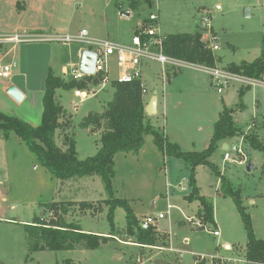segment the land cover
<instances>
[{"label":"rangeland","instance_id":"obj_1","mask_svg":"<svg viewBox=\"0 0 264 264\" xmlns=\"http://www.w3.org/2000/svg\"><path fill=\"white\" fill-rule=\"evenodd\" d=\"M19 1L23 5L24 1ZM9 2L10 6L6 0H0V12H3L0 19L2 29H5L6 19H3V15L7 10H10L11 25L28 21L27 14L20 8L21 5L18 8L16 2ZM46 3L48 7L58 6L59 10L64 9V21L59 23L62 27L60 30L77 32L86 28L92 36L125 44L131 42L134 30L144 22L158 29L161 34L168 35L201 30L199 26L205 22V15H208L213 29L220 36L219 48L215 55L222 54L225 60L235 63L252 60L255 58L253 54L259 55L264 37V0H57V4L56 0H48ZM129 11L130 15H127ZM151 13H157L158 20L151 21ZM34 18L40 25L48 19L45 16L40 18L39 15ZM29 19L34 21L31 16ZM60 20L61 16L55 18L56 22ZM51 43L58 50H55L54 72H60L61 65L69 66L71 62L78 61L75 44ZM12 59L10 54L2 64ZM69 70L66 79L75 72L73 66H69ZM144 70L148 76L159 75L153 83L148 80L151 86L155 83L159 98V113L149 115L154 119L153 124L165 129V134L169 135L170 139L178 137L185 150L199 151L207 147L211 135L208 136L207 144L202 143V138L207 131H212L214 104L224 108L223 96L229 95V108H238V89L242 85L240 82L231 81L224 92L219 93L214 85L205 84V79L210 78V75L199 68L182 67L175 74L169 69L164 74L159 62L148 61ZM115 76L114 66L110 78ZM170 78H175V81L169 83ZM253 87L255 86L247 90L245 98L248 120H242L238 110L234 118L245 132L253 131L250 130L252 121H258L261 124L259 133L262 139L264 95L259 97L263 105L257 106L256 98L252 94ZM89 88L98 90L100 85L90 84ZM154 90L144 96L146 101L150 100ZM114 91L112 83L108 82L96 95L82 102L74 97L73 90L63 91L66 94L62 97V102L73 113V116H70L73 117L72 120H69V116H64L63 121L70 122V131L76 140L80 159L95 155L100 146V135L95 134L91 128H81L80 123L89 112H102L107 102L113 98ZM33 98L37 106L39 98ZM163 102L166 103L165 108ZM35 104L25 103L21 108L14 107L12 110L14 113H24L30 109L32 113L28 114L34 120ZM56 140L59 146L66 149L63 132L59 129ZM223 141L230 146L242 147L245 156L243 162L240 163L236 155L234 161L224 160L226 149L223 147ZM210 160L219 167L231 186L239 190L247 212L252 217L256 236L264 239V151L254 148L248 140L241 138V134H237L220 141ZM249 164H252L251 169L248 168ZM114 168L115 174L111 179L112 193L99 175L62 181L54 178L38 163L34 154L16 134L12 133L6 138L1 133L0 264H70L67 260L76 264H194L191 251L199 253L197 258L200 254H207L205 264H210L209 254L224 256L243 252L245 249L247 238L239 211L233 199L224 195L220 185H216L220 177L215 175L209 166L201 168L200 177L208 194L215 196L214 211L221 236L198 228L187 219L188 216L195 215L196 209L194 203L184 199L191 190L190 166L182 159L164 155L154 142L153 134L145 135L144 144L138 153H116ZM183 186H186V189ZM112 197L127 200L134 214L140 219L146 215L165 213L168 204L173 205L171 215L156 222L155 228L161 234L156 245L149 247L137 243L135 238L127 233V212L122 206H117L114 211L118 229L116 237L110 235L111 227L107 217L109 206L105 200ZM61 201H65L62 204L72 201L69 212L64 215L68 222L79 223L87 231H99L112 238L98 249H32L34 241L26 230V224L32 223L35 217L47 223L51 219H57L61 215L60 206L58 211H55L48 204H59ZM81 203L86 204L82 206ZM215 224H208V229H216ZM169 231L173 232L172 245L188 251L181 255L179 251L157 248L171 245L170 241L166 240ZM184 236L190 238V245L184 246ZM226 241L231 244L233 251L225 248Z\"/></svg>","mask_w":264,"mask_h":264},{"label":"trees","instance_id":"obj_2","mask_svg":"<svg viewBox=\"0 0 264 264\" xmlns=\"http://www.w3.org/2000/svg\"><path fill=\"white\" fill-rule=\"evenodd\" d=\"M146 21V20H145ZM142 27H137L134 33H139ZM202 30L194 32H182L168 34L164 41V52L172 57L180 58L194 63L215 66L217 57L208 49L203 40ZM227 70L250 78L261 79L264 77V37L262 39L261 54L252 61L243 60L227 66ZM100 79L93 75L81 79H66L50 70L46 78V90L43 96L42 122L33 126L18 116L0 112V135L9 138L16 134L34 154L38 163L43 165L54 178L66 181L74 178L101 176L106 187L112 193L111 179L115 174V155L118 152H136L142 148L145 135L153 134L154 142L158 149L166 156L182 159L190 166L191 190L185 196L189 202L198 200L201 208L198 215L205 223L215 224L214 203L206 196L201 195L196 181V169L199 165L209 166L213 173L221 179V190L224 195L230 196L239 211L242 219L247 242L244 255L248 260L264 264V239L258 238L255 233L253 220L247 212L239 190H235L219 167L210 160L220 141L236 136L244 135V139L251 146L264 151V142L257 134L243 131L235 122L233 113L235 109L224 106L218 120L214 124L213 134L209 145L199 151L185 150L178 143L168 139L162 128L156 127L151 117L146 113V102L142 93L140 81L132 83L113 82L115 88L113 98L108 101L103 112H90L80 123L81 128L100 132V146L93 156L80 159L77 154L76 140L71 132L70 122L61 121L65 114V108L57 100V89L74 90L89 88L90 84L98 85ZM250 86L239 89L238 109L245 110L243 96ZM65 116V115H64ZM63 132V141L66 149L58 145L56 140L57 130ZM109 206L108 220L111 227L110 234H117V226L114 220V211L117 206H122L127 212V233L134 237L137 243L142 245H156L160 234L154 226L143 229L139 218L134 214L127 200L109 198L105 200ZM56 202L48 204L51 209L61 215L57 219H51L49 223L38 217L32 223L26 224V230L34 241L32 249L49 250H73L77 247L85 249H98L106 243L111 236L83 230L76 222H68L64 215L69 212L72 201L66 204ZM86 203H81V205ZM82 205V206H83ZM63 213V215H62ZM243 251V252H244ZM69 261L70 264H72Z\"/></svg>","mask_w":264,"mask_h":264},{"label":"built area","instance_id":"obj_3","mask_svg":"<svg viewBox=\"0 0 264 264\" xmlns=\"http://www.w3.org/2000/svg\"><path fill=\"white\" fill-rule=\"evenodd\" d=\"M204 23L201 26L203 32L202 40L205 46L212 50L214 53L219 48V33L213 29L210 23V17L205 15ZM159 16L157 13H151L150 20L156 21ZM167 35H163L153 26L146 25L141 28L139 33H134L131 42L128 44L113 41L108 38H100L92 36L89 31L85 28L79 30L76 33H28L23 32L14 35H0V43H23V42H59L62 44H81L82 49L87 48L96 52V65L95 72L92 74L100 79V88H103L108 82H119V83H132L134 81H140L142 87L143 96L149 94V90L144 82V66L148 61H157L162 65V71L165 74L167 70L177 71L182 67H195L207 72L210 77L212 84L216 87L219 93H223L224 89L228 87L231 81H237L242 84V86H257L262 84L259 79L246 77L233 73L229 70L223 69L215 66H208L205 64H199L183 60L180 58L172 57L164 52V41ZM17 62H12L9 64H4L0 66V77L8 78L11 75L13 67ZM116 67V76L110 78V73L113 67ZM85 76L77 68L74 72V77L81 79ZM92 90L90 88L78 89L77 97L80 101L86 100L90 96H94L100 90ZM244 139V135H241ZM226 152L224 154V160L234 161L236 156L239 158L238 161L243 162L244 151L240 145L230 146L227 144L225 148ZM236 155V156H235ZM186 189V186H183ZM173 205L168 204L167 211L160 212L158 215H146L139 220L140 226L143 229H149L152 226H156V222L160 219L170 216L172 213ZM187 219L198 228H203L215 236H221V231L219 229L209 230L207 225L202 218L199 216H188ZM168 238L172 244V231H169ZM183 243L189 245L190 239L185 237ZM152 246V245H146ZM159 249H165V247L157 246ZM173 250L172 246L170 248ZM233 251V248H232ZM244 251V250H243ZM194 257V264H205V258L207 254H200V257L196 256L199 253L191 252ZM244 252H237L230 255H212L210 264H258L248 260L244 255Z\"/></svg>","mask_w":264,"mask_h":264},{"label":"crops","instance_id":"obj_4","mask_svg":"<svg viewBox=\"0 0 264 264\" xmlns=\"http://www.w3.org/2000/svg\"><path fill=\"white\" fill-rule=\"evenodd\" d=\"M2 1H4V0H2ZM23 1L24 2H23V5H22V4H20L21 1L13 0V2H16V5H17L18 8L21 5L20 8H22L23 13L27 14L28 21L26 23H24V24H23V22H20V23H18V25H15V26L11 25V23L9 22V12H10V10L9 11L7 10L5 15H3V19H6L5 20V24H4L5 29L1 28V26L3 24H1V22H0V35H14V34H20V33H23V32H28V33H56V32H59V31L65 32V33H76V32H69V31L60 30L62 27L59 26V23H63V21H64V18L62 17L64 15V9L59 10L58 6H56L55 8H53L52 6L48 7V5L46 3L48 0H27V1L23 0ZM6 3L7 4L9 3V6L11 4L9 2V0H6ZM56 4H57V0H56ZM64 5H65L64 8L66 9V3H64ZM1 10H2V8H1ZM34 10H36L35 13H34ZM2 13L3 12H0V19L2 18ZM36 15H39L40 18L43 17V16L47 17L48 18L47 22L46 23H42V25H40L37 22V20L34 18ZM129 15H130V11H129ZM30 16L32 17V19L34 21H29V20H31V19H29ZM60 16H61L62 20H60L59 22H56L55 18L56 17L60 18ZM142 25H143V23L141 25H139L138 27H142ZM201 26H202V24L199 27H201ZM73 44H75L77 46L75 50H76V54L78 56V61L76 63L75 62H71V65H69V66H71V67L73 66L74 69L76 70L77 68L79 69V62H80L79 59L81 57L82 46H81V44H78V43H73ZM73 44H71V45H73ZM6 46H7V50H5ZM261 49H262V47H261ZM261 49H260V54H261ZM55 50L58 51L55 48V46L53 45V43H51V42L33 41V42H23V43H0V66L4 65V64H2V61L10 54H12L13 59H12V61L6 62L5 64H9V63H12L14 61L17 62L16 65L12 69L10 77H8V78H1L0 77V112H3V113L8 114V115L18 116L21 119L29 122L33 126H37V125H39L42 122L43 96H44V93H45V90H46V78H47V75H48L50 70L54 71V69H53V61H54V58H55V52H56ZM260 54L259 55L258 54H253V57L257 58L258 56H260ZM255 55H258V56H255ZM216 56H217L216 65L218 67H220V68H223V69L227 70V66L228 65L235 63V62H230L228 60H225V58H224V56L222 54H218ZM255 58H253L252 60H254ZM17 59H18V61H17ZM252 60H246V61H252ZM147 63L148 62L145 63V66H146ZM69 66L67 64L61 65L60 72H55V73L65 77L70 72ZM172 72L174 74L178 73L177 71L174 72V70ZM72 74H73V76L71 75V77L69 79L74 77V72ZM168 76H170V75H168ZM156 78H159L158 74L155 77H152L151 75L148 76V75H146V71L144 70V82H145V85L148 88L149 92L153 91L155 89L156 85L154 83L151 86L149 84L150 81L148 82V80H151L152 83H153ZM163 80H164V78H163ZM205 80H206L205 84H207V85H211L212 84L211 77L207 78ZM174 81H175V78H170L169 79V83L170 82H174ZM259 81H261L262 84L255 86L256 89H255V87L252 88V94L256 98L257 106L259 104L263 105L262 100H261V103H260L259 97H262L264 95V91H263L264 90V77L259 79ZM194 82H199V81L194 80ZM12 85L15 86L22 93L23 98L21 99V101H16L7 92L8 88L10 86H12ZM241 87H244V86L240 85L239 89ZM251 87L252 86H250L248 91L251 90ZM239 89H238V95H239ZM258 89H261L262 91H259ZM62 90L65 91L64 89H57L56 98L63 105V107L65 108V114L64 115L65 116H69V120H72L73 117L70 118V116H73V113L70 110H68V108L62 102L63 101L62 97L64 96V94H66ZM77 91H78V89H74L73 90L74 97H76V98H78L76 96L77 95V93H76ZM246 93L243 96V102H244V105L246 107L245 110H240V109L237 108L238 112H240L241 115H242V120H248V115L245 113L246 109H247V103L245 101ZM34 96H37L39 98V100L37 102V104H38L37 106L35 104V98H33ZM228 96H229L228 94L223 96L224 106H227V107L229 105V102H228L229 100L227 98ZM32 98L34 100H32ZM144 100H145L146 106H147L149 104L150 100L148 99L146 101V97H144ZM83 101H85V100H83ZM25 103H26V105L27 104H29V105L30 104L31 105L35 104L34 105V106H36L35 110H34L35 113H33L34 120H32L31 116L29 115L30 113H32V111L30 109H27L24 113H18V112L14 113L13 112L12 109L14 107H18V108L20 107L21 108L22 106L25 105ZM214 105L215 106L213 107V118H212V123H213L212 125L213 126L211 125L212 131H207V133L204 136V138H202L203 139V142H202L203 144L204 143L207 144L209 134L212 137L214 124L218 120L219 115H220V113L223 110V109H221V106H218L216 104H214ZM163 106L165 108L166 107V103L163 102ZM105 107H106V105H105ZM105 107H104V109H105ZM104 109H103V111H104ZM237 110L234 111L233 116H234V114L236 113ZM158 113H159V98H158V101H157V114ZM64 115L62 116L61 121L64 120ZM216 117H218V118L216 119ZM214 119H216V120H214ZM153 120L154 119H152V122H153ZM234 120H235V118H234ZM70 129L71 128H69L67 130V132H71ZM259 129H261V124L258 121L253 120L250 130H253L254 133L257 134L258 138L260 140L264 141V137L262 136L263 137L262 139L260 137ZM88 130H90V129H88ZM263 130H264V123H263ZM94 133L95 134L97 133L98 135L100 134V132H94ZM167 137H168V139L170 141L178 143L182 148L185 147L178 137H175V138L173 137L172 139L169 138V135H167ZM225 145H227V142L223 141V147ZM97 149H99V146H98ZM184 149H186V148H184ZM204 166L205 165H199L197 167V169H196L197 185L199 187L201 195L206 196L208 199H210L214 203V201H215L214 197L215 196H211L210 194H208L206 186H205V183L201 180V177H200L201 168L204 167ZM1 178L2 177L0 176V180H1ZM217 184L220 185V187H221V180L220 179L216 183V185ZM185 196H184V199L186 200ZM186 201L189 202L188 200H186ZM61 202H65V201H61ZM189 203H194L195 204L196 209H195V215L194 216H196V215L199 216L198 215V211L201 208L200 202L198 200H196L194 202H189ZM214 219H215V223H216L217 221H216L215 211H214ZM139 220H140V218H139ZM179 221L183 222L184 220H179ZM215 225H216V229H219V224L216 223ZM82 228H83V230L87 231L84 227H82ZM88 232H91V231H88ZM93 233H97V234L103 235L99 231L98 232H93ZM158 233H159V231H158ZM164 234L165 233H162V235H164ZM167 234H169V232H167ZM172 234H173V232H172ZM112 236L116 237V235H112ZM184 237H188V236H184ZM166 240L167 241L169 240L168 235H167V239ZM172 241H173V239H172ZM190 242H191V240H190ZM182 243H183V240H182ZM183 244H184V246H188L185 243H183ZM189 245H190V243H189ZM171 246H172L173 250L170 249ZM77 248H79V247H77ZM225 248L228 251H231L233 247L231 246V244L228 241H226ZM82 249H85V248H82ZM166 249L171 250V251H179L181 253V255H182V253L188 251L187 249H182V248L181 249H177L172 244L169 245V246H165L164 250H166ZM71 263L72 264H76L74 261H72Z\"/></svg>","mask_w":264,"mask_h":264},{"label":"water","instance_id":"obj_5","mask_svg":"<svg viewBox=\"0 0 264 264\" xmlns=\"http://www.w3.org/2000/svg\"><path fill=\"white\" fill-rule=\"evenodd\" d=\"M248 10V8H246ZM127 15H129V12H127ZM96 52L87 48H84L81 50V57L79 62V71L84 75H92L95 72V65H96ZM9 95L15 99L16 101H21L23 98L22 93L15 87L10 86L7 90ZM157 90L154 91V94L152 95L149 104L146 106V113L148 115H156L157 114ZM227 145L224 146L226 148ZM248 168H252V164L248 165Z\"/></svg>","mask_w":264,"mask_h":264}]
</instances>
